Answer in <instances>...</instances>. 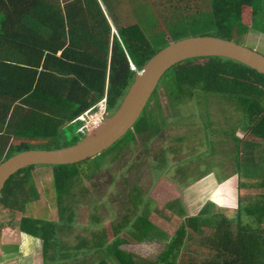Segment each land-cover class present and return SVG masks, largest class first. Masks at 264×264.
Segmentation results:
<instances>
[{"label": "rangeland", "instance_id": "obj_1", "mask_svg": "<svg viewBox=\"0 0 264 264\" xmlns=\"http://www.w3.org/2000/svg\"><path fill=\"white\" fill-rule=\"evenodd\" d=\"M210 2L99 0L115 33L120 27L136 24L158 50L184 38L214 36ZM231 40L264 53V36L257 40L235 32ZM257 41L261 50L253 47ZM168 76H162L139 117L144 128L133 138L134 131H128L110 148L79 165V175L68 184L61 200L57 199L52 166L21 172L30 199L35 203L41 199L34 203L39 207L28 206L25 215L53 222L56 237L46 247L41 238L28 235L24 239L21 216L4 208L0 210V264H118L107 250L117 238L127 243L120 248L136 262L155 260L183 219L195 215L197 209L204 210L202 219H211L216 212L252 224L240 209L256 193H244L241 186L237 195L236 187L257 186L262 180V171L252 168V162H258V150L264 144L255 142L251 162L248 165L247 158L242 162L248 153L243 147L246 140L238 144L233 140L245 132L237 98L200 92L192 99L172 100ZM111 114L107 112V116ZM76 130V124H67L59 138H19L11 139V144L25 145L22 147L28 150L60 149L74 138L77 143L84 137ZM6 159L0 158V163ZM142 218L152 229L139 242L131 235L138 233L135 227ZM209 225L214 224L202 221L200 231ZM261 228L264 230V220ZM181 246L177 261L180 254L201 259L213 253L207 239L194 234H187Z\"/></svg>", "mask_w": 264, "mask_h": 264}, {"label": "trees", "instance_id": "obj_2", "mask_svg": "<svg viewBox=\"0 0 264 264\" xmlns=\"http://www.w3.org/2000/svg\"><path fill=\"white\" fill-rule=\"evenodd\" d=\"M210 7L214 37L231 40L235 32L257 40L264 36V0H211ZM257 43L253 47L260 49ZM157 51L136 24L112 33L99 0H0V158L28 150L22 144L13 146L11 139L59 138L67 124H76L78 130L82 122L76 118L105 92L107 112L113 113L133 81L135 72L130 63L140 70ZM166 73L172 100L192 99L200 92L237 98L245 132L233 140L237 144L246 140L243 147L248 153L242 162L247 158L249 165L255 142L264 144V76L220 57L185 60ZM138 121L130 129L134 131L132 138L144 128L143 119ZM73 140L64 147L76 143L77 139ZM258 152V162H252V168L262 171V180L257 186L246 183L236 187L237 195L242 187L244 193H256L240 209L252 224L245 225L240 217L235 221L216 214L209 220L214 225L207 227L212 235L219 230L218 238L224 232L215 257L198 263L190 255L180 254V264H264V145ZM83 162L52 166L58 201L79 175ZM25 169L32 171L34 167ZM23 170L5 183L0 210L8 208L21 216L20 232L43 239L46 247L53 235V222L25 215L28 206L37 207L41 199L36 203L30 199L20 176ZM203 212L197 209L195 215L183 219L155 260L136 262L131 253L120 248L127 243L118 238L111 242L108 253L118 264H178L181 245L187 234L198 232ZM139 225L135 235H131L132 230L131 234L123 232L140 242L152 225L146 218L140 219Z\"/></svg>", "mask_w": 264, "mask_h": 264}, {"label": "water", "instance_id": "obj_3", "mask_svg": "<svg viewBox=\"0 0 264 264\" xmlns=\"http://www.w3.org/2000/svg\"><path fill=\"white\" fill-rule=\"evenodd\" d=\"M220 57L238 62L264 76V55L235 41L214 36L188 37L158 50L138 70L118 108L77 143L55 150H25L0 163V197L7 180L35 166L72 165L110 148L138 121L164 74L189 59Z\"/></svg>", "mask_w": 264, "mask_h": 264}, {"label": "built area", "instance_id": "obj_4", "mask_svg": "<svg viewBox=\"0 0 264 264\" xmlns=\"http://www.w3.org/2000/svg\"><path fill=\"white\" fill-rule=\"evenodd\" d=\"M130 70L137 72L136 67L130 63ZM107 116V102L106 96L98 101L94 106L83 112L76 119L82 122L78 129V134L87 135L96 130ZM76 121V120H75Z\"/></svg>", "mask_w": 264, "mask_h": 264}, {"label": "crops", "instance_id": "obj_5", "mask_svg": "<svg viewBox=\"0 0 264 264\" xmlns=\"http://www.w3.org/2000/svg\"><path fill=\"white\" fill-rule=\"evenodd\" d=\"M105 14V13H104ZM106 15V14H105ZM106 18H107V16H106ZM107 21L109 22V25H110V27H111V32L112 33H115V30H113V28H112V26H111V24H110V21H109V19L107 18ZM21 141L22 140H24L23 138H21L20 139ZM39 206H37V208H38ZM33 210H36L35 209V207H33ZM202 214H204V212L202 213ZM213 215H216V212H213ZM26 216H29V215H26ZM201 216V215H200ZM33 218H38V217H34V215L32 216ZM209 221V220H211V219H206V218H204V219H202L201 218V222L202 221ZM21 234H23L25 237L26 236H28L27 234H25V233H22V232H20ZM195 235V236H198V237H202V238H205V239H207V243H208V245H209V248L212 250V255H210V256H205V257H203V258H201V259H197V258H195V260L199 263L200 261H202V262H204V261H206V260H204L205 258H207V260L208 259H213L214 257H215V254H216V250H218V244L220 243V238L221 237H223L224 236V232L222 231L221 232V236L218 238V235H219V230H218V232L216 233V235H212L211 234V232L210 231H208L207 230V228H206V230L205 231H203V232H201L200 231V226H199V229H198V232L196 231V233H192V235ZM187 236V235H186ZM28 237H30V238H33V237H31V236H28ZM25 239V238H24ZM29 240V239H28ZM181 248H182V246H181ZM183 256V255H182ZM191 257V256H190ZM192 259H194L193 257H191ZM185 260H188L187 258H185ZM183 261H184V259H183ZM178 264H180V263H182V261H181V259L179 258L178 259Z\"/></svg>", "mask_w": 264, "mask_h": 264}, {"label": "flooded vegetation", "instance_id": "obj_6", "mask_svg": "<svg viewBox=\"0 0 264 264\" xmlns=\"http://www.w3.org/2000/svg\"><path fill=\"white\" fill-rule=\"evenodd\" d=\"M52 232H53V231H52ZM55 237H56V236L52 235L51 240L55 241ZM23 238H26V237L23 235ZM24 242H25V241H24ZM25 243H26V242H25Z\"/></svg>", "mask_w": 264, "mask_h": 264}, {"label": "clouds", "instance_id": "obj_7", "mask_svg": "<svg viewBox=\"0 0 264 264\" xmlns=\"http://www.w3.org/2000/svg\"><path fill=\"white\" fill-rule=\"evenodd\" d=\"M136 70H137V69H136ZM137 71H138V70H137ZM135 73H136V72H135ZM104 96H106V92H105V95H103V97H104ZM103 97H102V98H103ZM102 98H101V99H102ZM101 99H100V100H101ZM100 100H99V101H100ZM94 105H95V104H94ZM94 105H93V106H94ZM91 107H92V106H91ZM91 107H90V108H91ZM87 110H88V109H87ZM85 111H86V110H85ZM85 111H84V112H85ZM83 136H85V135H83Z\"/></svg>", "mask_w": 264, "mask_h": 264}]
</instances>
